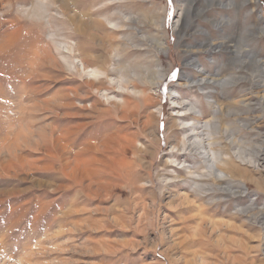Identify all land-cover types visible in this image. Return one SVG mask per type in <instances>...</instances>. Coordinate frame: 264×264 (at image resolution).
<instances>
[{
	"label": "rangeland",
	"instance_id": "374dc122",
	"mask_svg": "<svg viewBox=\"0 0 264 264\" xmlns=\"http://www.w3.org/2000/svg\"><path fill=\"white\" fill-rule=\"evenodd\" d=\"M0 264H264V0H0Z\"/></svg>",
	"mask_w": 264,
	"mask_h": 264
},
{
	"label": "bare ground",
	"instance_id": "6f19581e",
	"mask_svg": "<svg viewBox=\"0 0 264 264\" xmlns=\"http://www.w3.org/2000/svg\"><path fill=\"white\" fill-rule=\"evenodd\" d=\"M181 13H182V9L180 10V14H181ZM180 22H181V21H180V18H178V20H177L176 23H175V24H176L175 26H176V27L179 26V25H180ZM100 23H101V22H100ZM162 25H163V24H162ZM164 25L166 26V24H164ZM164 25H163V26H164ZM112 41H113V40H112ZM196 62H197V61H196ZM194 67H195V66H194ZM199 71H200V70H199ZM204 80H205V78H202V79H200V80H196V81H198V84H203V81H204ZM199 81H201V82L199 83ZM155 83H156V82H155ZM198 84H197V85H198ZM125 87H126V86H125ZM186 136H187V135H186ZM196 142H197L201 147H204V146H202V144H201L202 142H201V141L196 140L195 143H196ZM188 143H189V142H188ZM190 143H191V142H190ZM190 143H189V144H190ZM210 144H211V143H210ZM182 145H183V144H182ZM208 146H209V145H208ZM184 147H185V145H184ZM184 147H182V148H184ZM190 147H191V146H190ZM194 147H196V146H194ZM197 153H198V152H197ZM211 159H212V160H211V162H210V164H209L211 169H212L213 167H215V168H216V167H220V166H219V163H221V160H220L219 158H216V157L213 156V154H212V158H211ZM235 165H236V164H234V166H235ZM212 166H213V167H212ZM235 167H236V166H235ZM226 168H227V167H226ZM226 168H225L224 171H222L223 169L221 170V174H220V176H217L219 179H223V178H225V177L227 176V175H226V172H227V169H226ZM237 169H238V168H237Z\"/></svg>",
	"mask_w": 264,
	"mask_h": 264
}]
</instances>
